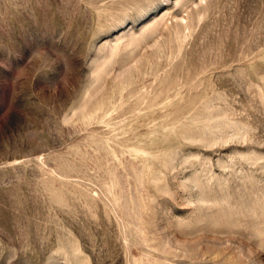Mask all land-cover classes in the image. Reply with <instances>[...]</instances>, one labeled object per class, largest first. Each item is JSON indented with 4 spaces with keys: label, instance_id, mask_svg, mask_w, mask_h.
I'll list each match as a JSON object with an SVG mask.
<instances>
[{
    "label": "rangeland",
    "instance_id": "374dc122",
    "mask_svg": "<svg viewBox=\"0 0 264 264\" xmlns=\"http://www.w3.org/2000/svg\"><path fill=\"white\" fill-rule=\"evenodd\" d=\"M0 264H264V0H0Z\"/></svg>",
    "mask_w": 264,
    "mask_h": 264
}]
</instances>
